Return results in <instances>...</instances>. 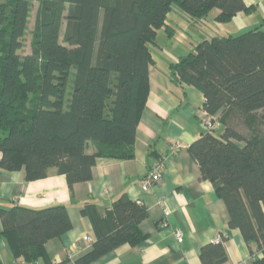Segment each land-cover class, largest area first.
Instances as JSON below:
<instances>
[{
	"label": "trees",
	"instance_id": "trees-1",
	"mask_svg": "<svg viewBox=\"0 0 264 264\" xmlns=\"http://www.w3.org/2000/svg\"><path fill=\"white\" fill-rule=\"evenodd\" d=\"M174 5L193 21L214 8L218 22L255 9L244 0H0V169L24 168L33 181L56 167L71 189L92 178L97 157L131 156L129 149L116 148L134 142L148 97L151 48L159 49L160 28L173 36L167 15ZM71 68L73 87L64 110ZM167 75L180 96L183 85L198 89L209 116L232 108L251 118L264 108V15L247 30L199 41L170 63ZM222 118L187 151L200 178L223 200L228 227L239 230L251 264H264V130L245 138ZM258 118L264 125V112ZM149 156L164 158L153 149ZM81 213L95 238L76 264H92L147 237L139 228L147 208L125 191L103 212L86 202ZM0 222L14 258L24 264H57L44 244L72 226L65 204L0 208ZM221 237L200 247L202 264H229Z\"/></svg>",
	"mask_w": 264,
	"mask_h": 264
},
{
	"label": "crops",
	"instance_id": "crops-1",
	"mask_svg": "<svg viewBox=\"0 0 264 264\" xmlns=\"http://www.w3.org/2000/svg\"><path fill=\"white\" fill-rule=\"evenodd\" d=\"M244 2L255 7L254 11L239 12L235 17L249 18L243 26L250 28L264 15V0ZM157 49L151 48L153 64L149 68L148 97L134 142L116 148L129 149L131 156L97 157L92 178L73 184L71 189L65 175L56 167H50L44 178L33 181L26 179L24 168L0 169V208L66 205L72 224L70 230L44 244L46 253L57 264H76L79 257L92 249L95 235L90 219L81 213L83 205L94 203L103 212L122 191L131 200L146 206L147 216L139 222V228L147 237L138 244H122L92 264H202L200 247L216 242L218 236H223L229 264H251L248 246L239 230L228 227L229 216L223 200L216 195L210 181L200 178L199 167L187 151L188 145L203 131V96L191 85H183L185 94L180 96L179 88L172 85L167 72L170 63L184 54L176 57L163 54L161 47ZM74 74L75 68H71L64 110L69 106ZM112 99H108V107ZM222 111L218 115L223 117L225 125L245 138L256 135L243 131L244 114L232 108ZM240 119L243 123L236 125ZM260 125L264 130V125ZM171 142L179 144L175 152L171 151ZM151 149L164 157L162 178L156 185L142 186L140 178L152 160ZM0 264H24L21 258H14L1 232Z\"/></svg>",
	"mask_w": 264,
	"mask_h": 264
},
{
	"label": "rangeland",
	"instance_id": "rangeland-1",
	"mask_svg": "<svg viewBox=\"0 0 264 264\" xmlns=\"http://www.w3.org/2000/svg\"><path fill=\"white\" fill-rule=\"evenodd\" d=\"M102 11L100 18L102 19ZM218 10L212 9L207 18L200 21H193L187 13L182 11L177 6H172V10L167 15V22L174 28V34L172 37H168L163 28L158 30L157 40L159 47H161L163 54H170L176 56L186 54L193 50L194 46L205 38H210L213 35H225L228 33H239L247 30L243 25L247 23L249 18L234 17L228 22H218L214 18ZM255 13H253L254 16ZM251 16V18L253 17ZM252 27V26H251ZM158 50V49H157ZM264 112V109H260L253 113L250 117H246L245 126L242 127L243 131L250 134H257L263 130V126L258 122L259 115ZM236 125L243 123V120L235 122ZM223 129L221 125L217 132Z\"/></svg>",
	"mask_w": 264,
	"mask_h": 264
},
{
	"label": "built area",
	"instance_id": "built-area-1",
	"mask_svg": "<svg viewBox=\"0 0 264 264\" xmlns=\"http://www.w3.org/2000/svg\"><path fill=\"white\" fill-rule=\"evenodd\" d=\"M201 125L204 130H210L219 125V115L209 116L206 112H204ZM171 151L175 152L179 148V144L177 142H171L170 145ZM163 159H152L148 165V170L144 176L140 178V184L142 186H153L160 182L163 173ZM222 240L221 236L216 238V242Z\"/></svg>",
	"mask_w": 264,
	"mask_h": 264
},
{
	"label": "water",
	"instance_id": "water-1",
	"mask_svg": "<svg viewBox=\"0 0 264 264\" xmlns=\"http://www.w3.org/2000/svg\"><path fill=\"white\" fill-rule=\"evenodd\" d=\"M161 221V220H160Z\"/></svg>",
	"mask_w": 264,
	"mask_h": 264
}]
</instances>
